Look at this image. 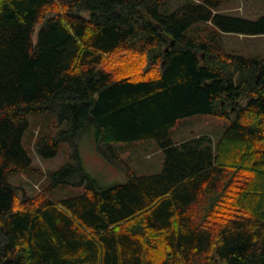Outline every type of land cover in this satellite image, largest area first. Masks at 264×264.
Segmentation results:
<instances>
[{
	"label": "trees",
	"instance_id": "trees-1",
	"mask_svg": "<svg viewBox=\"0 0 264 264\" xmlns=\"http://www.w3.org/2000/svg\"><path fill=\"white\" fill-rule=\"evenodd\" d=\"M225 1L164 14L165 0H0V264H264V56L185 34L197 22L264 34V15L219 13ZM48 111L69 128L37 138L42 157L92 124L108 160L121 162L116 143L155 139L163 168L125 165L100 186L76 159L20 194L7 177L37 171L22 137ZM201 113L230 120L215 149L206 134L174 142L176 122ZM58 184L83 192L53 201Z\"/></svg>",
	"mask_w": 264,
	"mask_h": 264
},
{
	"label": "rangeland",
	"instance_id": "rangeland-1",
	"mask_svg": "<svg viewBox=\"0 0 264 264\" xmlns=\"http://www.w3.org/2000/svg\"><path fill=\"white\" fill-rule=\"evenodd\" d=\"M182 0H165L160 12L169 14L173 12ZM222 14L257 19L264 15V0H227L219 8ZM215 27L206 22H197L189 26L185 34L200 40H206L208 34H216L217 46L224 53H236L246 58H262L264 56V34L242 35L236 33L216 32ZM214 32V33H213ZM211 36V35H210ZM203 57V55H202ZM29 125L22 137V144L27 150L35 173L13 172L7 177L8 182L17 186L20 194L35 195L51 183V172L70 163L75 164L78 159L82 169L93 177L100 186H108L126 179L124 166H129L138 174L155 173L161 171L164 163V151L155 139L135 140L131 142L116 143V152L121 162L110 161L98 151L95 144V127L87 124L72 142L62 141L60 149L52 157H42L37 153L36 141L41 135L56 136L69 125L66 120L59 121L54 112L43 114H30ZM230 120L210 114H193L180 118L171 128V138L174 142L206 134L212 140L215 149L216 142L221 136ZM83 187L71 184H58L50 189L48 197L53 201L78 195ZM191 207L193 219L200 221L203 202L208 197L200 198Z\"/></svg>",
	"mask_w": 264,
	"mask_h": 264
}]
</instances>
